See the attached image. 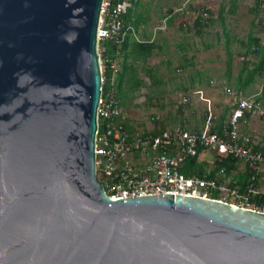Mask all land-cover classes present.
Instances as JSON below:
<instances>
[{
  "label": "water",
  "instance_id": "obj_1",
  "mask_svg": "<svg viewBox=\"0 0 264 264\" xmlns=\"http://www.w3.org/2000/svg\"><path fill=\"white\" fill-rule=\"evenodd\" d=\"M100 2L0 0V264H264V212L105 194Z\"/></svg>",
  "mask_w": 264,
  "mask_h": 264
},
{
  "label": "built area",
  "instance_id": "obj_2",
  "mask_svg": "<svg viewBox=\"0 0 264 264\" xmlns=\"http://www.w3.org/2000/svg\"><path fill=\"white\" fill-rule=\"evenodd\" d=\"M129 5L128 0H101L95 30L98 44L110 40L116 45L114 56L104 60L108 76L103 75V59L99 57L101 87L96 105L93 152L95 178L105 194L112 198L163 193L191 195L264 212V200L260 199L264 189L256 184L257 176L260 180L264 178V152L255 147L251 136L240 134L238 129L245 112L264 116V105L257 100L237 99L220 133L213 125L217 116L208 107L200 130L176 124L157 128V133L139 135L124 129L125 112L116 98L115 75L117 48L128 32L133 34L132 27L123 21ZM259 7H264V0H260ZM199 14L202 19L209 17L203 10ZM182 25L185 27L186 22ZM103 51L104 46L98 47V55ZM224 91L231 93L229 88ZM186 101V97L180 100L182 104ZM199 148L200 151L212 150L213 160L230 158L244 165L249 176L243 187L225 175L222 165L211 176L208 175L209 167L200 175H184L180 165Z\"/></svg>",
  "mask_w": 264,
  "mask_h": 264
},
{
  "label": "crops",
  "instance_id": "obj_3",
  "mask_svg": "<svg viewBox=\"0 0 264 264\" xmlns=\"http://www.w3.org/2000/svg\"><path fill=\"white\" fill-rule=\"evenodd\" d=\"M128 1L130 5L127 8V17L128 10L131 8L129 19L126 17L123 21L132 27L133 34L127 33L125 48L120 50L117 55L118 70L116 72L117 74L120 71L123 57L134 68L131 70L129 81L122 82L120 93L116 88L118 104L125 111L124 129L131 134L139 135L158 132V129L176 124L189 130H200L207 107L217 116L213 122L214 128L221 127L236 100L248 98L250 91H254L255 83H258L259 76H254L251 81L247 82V76L245 73L240 74L239 70L242 62L246 61L249 69L252 66L251 63L257 60V55L251 51L246 52L245 48L248 36L258 38L259 44L264 40L263 8L258 6L259 11L256 14L259 13L258 15L261 17L254 20L259 30L263 31V37H260L259 33L246 32L243 40L236 35L228 36L226 32H223L221 41L225 56L222 61L229 60L230 62L227 70L226 66L224 67L221 79H217L214 75L203 73L200 66L201 52L204 51H201L200 47H205V51L215 48L214 42L216 43L217 37L214 32L210 33L215 28L209 21L203 23L201 28L193 25L194 18L199 12H193L194 15L190 11V5L185 9L187 0H183L179 7L173 6L170 12L163 13L159 20L153 15L154 11L146 6V1L143 3L144 11L135 8V3L140 0ZM234 1L236 2V0ZM192 2L199 10H205L206 13L212 10L207 9L211 7H209V0H193ZM217 13L218 11L215 18H217ZM252 14L254 15V13ZM184 21L186 22L185 27L182 25ZM211 35H213V39ZM204 38H206L205 42ZM201 41H203L202 45ZM229 43H237L239 48H234L232 53L227 49ZM140 44L144 46H140ZM144 52L147 53L144 55ZM236 63H238L237 66H235ZM203 70L207 71L208 66H205ZM149 79L151 80L149 81ZM151 84H153L151 88H160V92H155V96H160L158 99L148 96V101L145 102L147 95L144 92ZM263 85L264 83L251 94H254L253 98L261 105H264L263 98L258 99V96ZM224 88H229L231 93H234L233 97L227 96ZM196 91H200V94ZM182 97L187 98L183 104L180 102ZM203 98L207 99V102ZM148 108L151 110L147 111ZM238 129L240 134L251 136L254 139L255 147L264 152L263 117L249 113L239 120ZM210 151L212 153V150ZM200 152L197 154V159L206 162L200 158ZM210 162L212 164L213 157ZM239 164L244 168V165ZM231 171H235V168ZM263 182L264 178L260 180L257 176V186L263 188Z\"/></svg>",
  "mask_w": 264,
  "mask_h": 264
},
{
  "label": "rangeland",
  "instance_id": "obj_4",
  "mask_svg": "<svg viewBox=\"0 0 264 264\" xmlns=\"http://www.w3.org/2000/svg\"><path fill=\"white\" fill-rule=\"evenodd\" d=\"M146 1V6H148L150 9H152L154 11L153 15L156 16L157 20H159L162 16L163 13H168L173 9L174 7H179L180 4L183 2V0H140L139 2L135 3V8H139L141 10H145V6L143 5V3ZM193 0H187L185 2V9L188 8V6L190 5V11L193 12H200L202 10H199L197 8V6H195V4L192 2ZM209 7L207 8L208 10H210V12H207V14L209 15V17L211 18L210 23L212 24V27L215 28L213 31H210V33H215L217 40L216 43L214 42V46L215 48L213 50L210 51H205V47H202V42L206 41V38H204L203 41H201V47L200 50H204L203 52H201V56H200V66L202 67L201 71L203 73H207L210 75H214L215 78L217 79H221L220 76L222 75V71L224 70V67L226 66V63L223 62V57L225 56L224 54V46L222 43V34L223 32H226L227 35H236L239 39H245V34L246 32H254V33H259L258 35L260 37H263V31H260L259 28L256 26V23L254 22L255 18H260L261 16H259L258 14L253 15L251 12L248 11V8L251 7L253 5V1L254 0H236V9L234 12H229L227 10V7L229 5V1L230 0H209ZM208 2V1H207ZM205 2V3H207ZM207 5V4H205ZM222 6L223 7V12L221 14V19L219 18H215L216 12L218 11V8ZM165 8V9H163ZM168 9V10H167ZM131 10V8H130ZM130 10H128V19H129V14H130ZM205 11V10H203ZM195 15V13H193ZM257 21V20H256ZM159 22V21H157ZM213 35H211L212 37ZM214 37H212L213 39ZM234 48H239V45L236 43H229L228 48L232 53L234 52ZM212 62V63H211ZM209 63V64H208ZM238 63H236L235 66H237ZM205 66H208V70L204 72L203 68ZM180 75L178 74V77ZM151 79H149L150 81ZM203 83V82H202ZM264 83V76H259L258 77V83H255L254 85V91H256L258 89L259 86H261V84ZM151 86H153V84L149 85L146 89V91L144 93H146V99L145 102L148 101V96H153V98H157L160 96H155V92L158 91L160 92V88L157 89V87L155 88H151ZM163 89V88H161ZM237 90V89H236ZM253 91V92H254ZM225 92V91H224ZM251 92V93H250ZM248 94V98L249 99H254L253 95H251L253 92L250 91ZM227 96H231L234 93H227ZM223 95V94H222ZM251 95V96H250ZM225 96V94H224ZM262 102H264L262 100ZM151 109H147V111H149ZM124 111V109H123ZM125 112V111H124ZM264 118V117H263ZM211 151L208 149H205L203 151L200 152V158L203 160H206V167H210L211 166V162L209 163V161L212 159L211 157ZM244 171V168L242 166H240L239 163L236 164V168L235 171H231L228 174V177L234 180H238L237 178L239 176H242ZM262 187V186H261Z\"/></svg>",
  "mask_w": 264,
  "mask_h": 264
},
{
  "label": "trees",
  "instance_id": "obj_5",
  "mask_svg": "<svg viewBox=\"0 0 264 264\" xmlns=\"http://www.w3.org/2000/svg\"><path fill=\"white\" fill-rule=\"evenodd\" d=\"M259 2L260 0H254L253 5L251 7L248 8V10H250L252 13H254V15H256V13L259 11L258 6H259ZM235 1L234 0H230L229 5L227 7V10L229 12H234L235 9ZM207 10V9H206ZM264 10V7H263ZM223 12V7L220 6L218 8V13H217V18L221 19V14ZM127 17V11L125 12V14L123 15V20L126 19ZM210 22L211 18L207 17L205 19H202V17L200 16V14L198 13L196 15V17L194 18L193 21V25L198 26V28H201L203 26V23L205 22ZM202 22V23H201ZM258 38L256 37H251L248 36L247 38V46L245 48L246 52H253L257 55V60L256 62H252V66L248 69L247 68V62L244 61L242 62L241 68H240V74L245 73V75L247 76V82L251 81L252 78L254 76H264V40L262 43H258ZM125 39L124 41L120 44V46L117 48L118 51L122 50L125 48ZM100 46H104V51L99 55L100 59H103V75L104 76H108V69L105 66V62L104 60L106 58H108L109 56H114V51L116 50V45L114 43H112V41L110 40H103L98 44V47ZM140 46H144L142 44H140ZM250 46L252 47L250 49ZM147 52H144V55ZM229 60H226V70L229 68ZM107 65V64H106ZM131 70H134L133 67L130 66V64H128L125 61V57L122 58L121 61V68L120 71L115 75L116 76V88H117V92H121L120 90H122V82L123 81H129V78L131 77ZM118 96V95H117ZM120 96V94H119ZM263 98L264 100V85L260 88V93L258 96V99ZM247 112L244 113V116H247ZM260 117H264V116H260ZM221 127H215L214 129H217V132H220L221 130H219ZM153 133H157V131L153 132ZM200 151V148L197 149V152L195 155L190 156L188 158H186L182 164L180 165V171L184 174V175H190V174H203L205 172V168H206V162L204 161H199L197 159V154ZM236 161L234 159H230V158H226V159H222V161H217V160H213L211 166L209 167V171H208V175L211 176L213 175V173L217 170V168L219 166H224L225 169V175H228L230 173L231 170H233L234 168H236ZM249 173L248 171L244 168L243 174L242 176H239L236 180L238 181V183L240 184L241 187H243L244 182L248 179ZM263 188H264V182H263ZM261 200H264V196H260Z\"/></svg>",
  "mask_w": 264,
  "mask_h": 264
}]
</instances>
